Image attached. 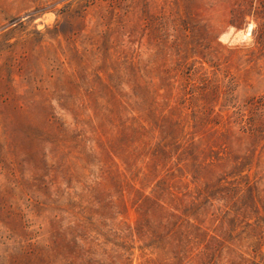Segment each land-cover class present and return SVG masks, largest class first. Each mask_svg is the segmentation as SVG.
Listing matches in <instances>:
<instances>
[{
    "label": "rangeland",
    "instance_id": "obj_1",
    "mask_svg": "<svg viewBox=\"0 0 264 264\" xmlns=\"http://www.w3.org/2000/svg\"><path fill=\"white\" fill-rule=\"evenodd\" d=\"M0 264H264V0H0Z\"/></svg>",
    "mask_w": 264,
    "mask_h": 264
},
{
    "label": "bare ground",
    "instance_id": "obj_2",
    "mask_svg": "<svg viewBox=\"0 0 264 264\" xmlns=\"http://www.w3.org/2000/svg\"><path fill=\"white\" fill-rule=\"evenodd\" d=\"M253 29H254V25L250 24L244 33L242 32V34L238 35L239 36L238 38L242 39V40H244V39L247 40L252 35Z\"/></svg>",
    "mask_w": 264,
    "mask_h": 264
},
{
    "label": "clouds",
    "instance_id": "obj_3",
    "mask_svg": "<svg viewBox=\"0 0 264 264\" xmlns=\"http://www.w3.org/2000/svg\"><path fill=\"white\" fill-rule=\"evenodd\" d=\"M225 42H227V38H225Z\"/></svg>",
    "mask_w": 264,
    "mask_h": 264
}]
</instances>
